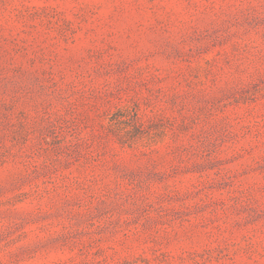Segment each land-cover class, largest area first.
Instances as JSON below:
<instances>
[{
    "label": "rangeland",
    "instance_id": "1",
    "mask_svg": "<svg viewBox=\"0 0 264 264\" xmlns=\"http://www.w3.org/2000/svg\"><path fill=\"white\" fill-rule=\"evenodd\" d=\"M0 264H264V0H0Z\"/></svg>",
    "mask_w": 264,
    "mask_h": 264
}]
</instances>
